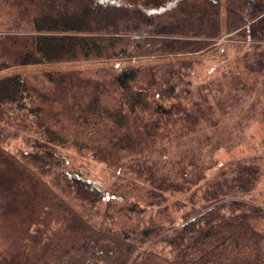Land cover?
<instances>
[{"label":"trees","instance_id":"trees-1","mask_svg":"<svg viewBox=\"0 0 264 264\" xmlns=\"http://www.w3.org/2000/svg\"><path fill=\"white\" fill-rule=\"evenodd\" d=\"M223 31L264 42V0H0V72L92 66L0 79V264H264V48L175 60Z\"/></svg>","mask_w":264,"mask_h":264},{"label":"rangeland","instance_id":"rangeland-1","mask_svg":"<svg viewBox=\"0 0 264 264\" xmlns=\"http://www.w3.org/2000/svg\"><path fill=\"white\" fill-rule=\"evenodd\" d=\"M225 12L224 9H222V25L223 28L225 26L224 22V17H225ZM236 33L228 34L224 33L223 31V36L217 41L216 44V49L213 50V52H210L208 54L204 55H197L194 57H188V58H177L175 60L177 61H198L200 64H198L195 67L196 70V76H198V80H204L206 78H211L210 73L212 72L216 74L218 69L221 67L222 63L227 60L229 61L230 58L235 57V46L239 45L243 50L241 53H244L247 48L249 47L248 44L250 45H256L261 48H264V42L262 43H245L241 42L238 40H235L233 37ZM238 46V47H239ZM225 58V59H224ZM224 59V60H223ZM172 60L168 59H151V60H146L142 61L143 64H155V65H167ZM92 67L91 65L85 64V65H75V66H70V65H64L60 67H54V68H49V67H25V68H15L7 71L0 72V79L12 74H34V73H44L47 71L51 70H76V69H85V68H90ZM211 71V72H210ZM246 99H253L250 97H247ZM264 99V98H263ZM259 119V118H257ZM264 129V124H261L258 120L252 121L250 124L249 129L246 131V143L247 146L256 144L258 145L260 139L264 137V134L261 133L260 130ZM254 139V140H253ZM19 147H22V144H19L18 141L12 142L10 145V149L12 151L17 150ZM248 148H244L245 151L248 153H252ZM243 150V151H244ZM258 153L262 156L264 159V149L259 148ZM69 154L74 157L73 152H69ZM219 159L222 162H226L230 157L231 153L227 152V149L221 151L219 154ZM77 162V161H76ZM79 165H83L84 169V174L86 177H88L89 180L94 181L96 183H102L103 185H109L112 181H114L115 178H112V175L114 177V174H111L110 171L106 170V168L97 163L96 161L90 160V159H85L82 158L81 161L79 160L77 162ZM218 168H215L211 170L208 174L210 177L216 174ZM264 170V167H263ZM259 191L261 189L264 190V182H262L259 186Z\"/></svg>","mask_w":264,"mask_h":264}]
</instances>
